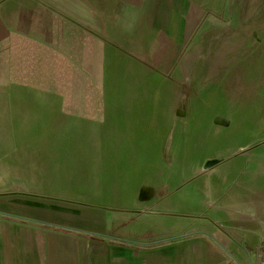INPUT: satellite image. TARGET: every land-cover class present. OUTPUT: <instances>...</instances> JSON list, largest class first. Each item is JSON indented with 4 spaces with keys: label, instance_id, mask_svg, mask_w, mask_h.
I'll use <instances>...</instances> for the list:
<instances>
[{
    "label": "crops",
    "instance_id": "obj_1",
    "mask_svg": "<svg viewBox=\"0 0 264 264\" xmlns=\"http://www.w3.org/2000/svg\"><path fill=\"white\" fill-rule=\"evenodd\" d=\"M211 1L0 0V99L15 126L22 99L44 96L52 100L45 114L54 123L97 148L94 162L117 141L148 180L107 208L75 210L0 189V264H258L262 112L255 108L251 124L242 125L234 158L232 145L214 142L201 157L183 154L174 134L166 144L160 120L167 114L159 105L165 85L183 81L180 62L195 56L194 37ZM117 83L139 89H112ZM171 120L175 133L180 118ZM219 151L226 158L199 167ZM171 162L166 183L162 164ZM182 162L191 170L185 182Z\"/></svg>",
    "mask_w": 264,
    "mask_h": 264
},
{
    "label": "rangeland",
    "instance_id": "obj_2",
    "mask_svg": "<svg viewBox=\"0 0 264 264\" xmlns=\"http://www.w3.org/2000/svg\"><path fill=\"white\" fill-rule=\"evenodd\" d=\"M207 7L193 41L195 56L180 62L183 81L165 85L159 105L167 108V114L160 120L167 126L166 144L174 134L182 142L183 154L201 157L206 143L214 142L215 147L232 145L234 158L242 150L237 145L242 141V125L251 124L255 108L264 116V0H213ZM120 57L118 61L124 60ZM127 69L120 67V73ZM135 70L129 67L128 74ZM112 85L114 90L139 89L136 83ZM129 100L131 104L133 99ZM49 101L44 96L22 99L15 126L13 114L4 112L0 99V189L15 187L23 200L49 202L56 208L67 205L71 210L94 203L107 208L114 198L135 195L125 192L148 181L141 178V164L126 162L117 141L104 148L102 161L94 162L95 146L72 137V131L54 123L55 116L45 114ZM169 111L180 118L175 133L169 130L174 121ZM225 155L219 151L199 167L206 169ZM162 165L168 183L173 163ZM182 166L185 182L191 170L187 163ZM227 188H222V194Z\"/></svg>",
    "mask_w": 264,
    "mask_h": 264
},
{
    "label": "built area",
    "instance_id": "obj_3",
    "mask_svg": "<svg viewBox=\"0 0 264 264\" xmlns=\"http://www.w3.org/2000/svg\"><path fill=\"white\" fill-rule=\"evenodd\" d=\"M258 264H264V243H263V246L261 248V251L259 252Z\"/></svg>",
    "mask_w": 264,
    "mask_h": 264
}]
</instances>
